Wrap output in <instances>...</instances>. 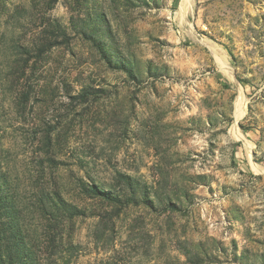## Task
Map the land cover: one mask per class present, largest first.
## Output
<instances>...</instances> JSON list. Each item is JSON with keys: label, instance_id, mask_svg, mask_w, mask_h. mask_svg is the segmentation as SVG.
Segmentation results:
<instances>
[{"label": "rangeland", "instance_id": "rangeland-1", "mask_svg": "<svg viewBox=\"0 0 264 264\" xmlns=\"http://www.w3.org/2000/svg\"><path fill=\"white\" fill-rule=\"evenodd\" d=\"M0 264H264V0H0Z\"/></svg>", "mask_w": 264, "mask_h": 264}]
</instances>
